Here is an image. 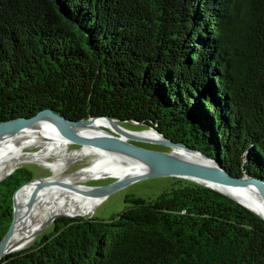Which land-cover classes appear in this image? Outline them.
Instances as JSON below:
<instances>
[{"label":"trees","instance_id":"16d2710c","mask_svg":"<svg viewBox=\"0 0 264 264\" xmlns=\"http://www.w3.org/2000/svg\"><path fill=\"white\" fill-rule=\"evenodd\" d=\"M46 108L157 114L230 175L264 179V0H0V122ZM32 177L0 181V240ZM124 202L58 217L0 264H264V220L217 191L177 179Z\"/></svg>","mask_w":264,"mask_h":264},{"label":"bare ground","instance_id":"6f19581e","mask_svg":"<svg viewBox=\"0 0 264 264\" xmlns=\"http://www.w3.org/2000/svg\"><path fill=\"white\" fill-rule=\"evenodd\" d=\"M88 120L82 124L85 129L121 140H128V136L138 131L104 119ZM56 128L51 122H37L0 138V179L20 165L31 162H37L53 172V176L30 180L14 194V221L9 244L29 238L41 223L46 222L47 227L53 216L92 214L104 197L94 195L95 187L87 186L80 180L105 177L122 179L136 176L142 171L137 164L105 148L82 145L72 149L67 142L54 138L58 134ZM136 135L152 137L154 134L148 131ZM37 145L40 147L33 149ZM48 156H52L53 160H48ZM85 156L92 158L93 162L76 171H69L76 160ZM247 190L250 198L233 195L250 208L260 211V207L250 201L251 198L260 199L259 194L253 188Z\"/></svg>","mask_w":264,"mask_h":264},{"label":"water","instance_id":"95a60500","mask_svg":"<svg viewBox=\"0 0 264 264\" xmlns=\"http://www.w3.org/2000/svg\"><path fill=\"white\" fill-rule=\"evenodd\" d=\"M88 119H104L116 124L128 122L133 124V128L138 130L135 132L136 134L149 131L154 135L152 137H146L144 135L141 136L135 134L128 136V140H121L113 136L97 134L85 129L82 124L87 123V121H89ZM46 121L51 122L54 126L58 127L56 128L58 134L54 135V138L56 139L67 142L70 145H88L105 148L142 168L141 173L136 176L122 179L114 178L112 183L106 186L95 187L93 190L94 195L102 196L105 199L109 194L140 178L170 176L176 179L188 180L217 191L243 205L264 220V179L252 177L244 171L239 177L230 175L222 166L218 157L205 153L194 139H191L188 135L178 134L174 127H171L170 125L169 132L168 127L163 124L164 120L160 115L152 114L149 116L147 122L134 120L122 121L108 116L70 120L54 112L52 109L46 108L37 111L30 117H16L1 121L0 138L7 134L17 133L34 123ZM171 132L177 135H170ZM149 145H155L158 147L150 148ZM14 170L10 171L2 179L10 175ZM2 179H0V181ZM234 188L237 192H235ZM247 188H253L259 194L260 199L251 198L250 201L260 207V211L250 208L241 200L234 197L233 194L240 197L246 196L250 198V195L247 193ZM62 215L65 217L81 216L86 218V216L80 214ZM58 216L60 215L51 217L48 221L49 224L54 222ZM13 221L14 195L13 219L6 234L0 240V260L10 253L29 247L32 244V239L39 235L46 227V222L41 223L29 238L9 244L8 239Z\"/></svg>","mask_w":264,"mask_h":264},{"label":"rangeland","instance_id":"374dc122","mask_svg":"<svg viewBox=\"0 0 264 264\" xmlns=\"http://www.w3.org/2000/svg\"><path fill=\"white\" fill-rule=\"evenodd\" d=\"M117 124L126 127L128 129L137 130L136 128H133L134 127L133 124L128 122L117 123ZM114 134L118 135V133H114ZM40 145L33 147V149H38ZM80 146L82 145H70V148L75 149V148H79ZM149 147L157 148L158 146L149 145ZM47 159L50 161L53 160L52 156H48ZM92 160L93 159L89 158L88 156L82 157L75 161V163L70 167L71 169L69 171L71 170L76 171L82 167H85L90 162H93ZM23 167L29 168L33 171V177H32L33 179H42L45 177L53 176V172L51 169L43 168L37 162L23 164L20 165V167L18 168H23ZM113 180L114 178L112 177H107V178L105 177L100 179H88L86 181L80 180L79 182L84 183L85 185L90 187H101L112 183ZM175 180L177 179L170 176L140 178L138 180H135L130 184H128L127 186L109 194L105 199L103 198L100 201V203L96 206L93 213L87 215L86 218L95 216L98 218L108 219L111 216H115L121 210H123L125 204L124 202L125 196L132 195L134 197L151 199L156 197L161 192L171 188L175 183ZM58 217H63V215H60ZM52 223H50L37 237L42 236L46 231L50 230Z\"/></svg>","mask_w":264,"mask_h":264}]
</instances>
